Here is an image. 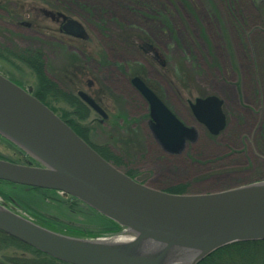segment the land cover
Returning <instances> with one entry per match:
<instances>
[{
	"label": "rangeland",
	"instance_id": "374dc122",
	"mask_svg": "<svg viewBox=\"0 0 264 264\" xmlns=\"http://www.w3.org/2000/svg\"><path fill=\"white\" fill-rule=\"evenodd\" d=\"M51 4L56 8L49 9ZM41 7L78 18L88 33V48L81 50L75 43L79 51L68 46V55L62 56L64 52L54 51L52 41L39 38L36 26L21 23L33 21ZM136 39V45L149 44L147 57L141 46L134 48ZM41 47L54 76L69 65L75 72L87 70L105 86L104 105L111 112L120 108L138 115L135 126L127 122L123 146L135 149V170L150 173L146 185L161 190L182 185L186 192L200 193L264 179V0H0V71L24 87L37 86L30 67L13 53H36ZM152 51L165 66L152 58ZM131 71L161 88L174 113L197 131L196 140L187 142L180 154H162L153 141L145 143L141 125L146 122L140 124L139 119L144 106L129 100ZM208 95L221 99L225 114L226 124L216 135L204 132L186 102ZM63 98L52 97L47 105L61 114L60 109L69 107ZM91 118L86 124H98ZM99 129L93 141L112 134ZM20 155L0 138V157L23 163ZM2 189L18 203L17 213L48 228L79 236L118 233L108 219L71 208L69 196L60 191L17 185ZM19 253L8 249L0 256ZM25 256L32 258L30 253Z\"/></svg>",
	"mask_w": 264,
	"mask_h": 264
},
{
	"label": "water",
	"instance_id": "95a60500",
	"mask_svg": "<svg viewBox=\"0 0 264 264\" xmlns=\"http://www.w3.org/2000/svg\"><path fill=\"white\" fill-rule=\"evenodd\" d=\"M63 29L87 37L76 21ZM132 82L149 103L151 130L164 149L178 151L196 138L139 78ZM30 91L0 73V135L36 162L0 159V180L71 195L114 221L125 238L55 231L2 201L0 231L70 264H197L224 245L264 240V179L206 193L152 188L142 183L145 174L131 178L101 157ZM221 102L208 95L190 103L212 134L224 126Z\"/></svg>",
	"mask_w": 264,
	"mask_h": 264
},
{
	"label": "flooded vegetation",
	"instance_id": "af4514ba",
	"mask_svg": "<svg viewBox=\"0 0 264 264\" xmlns=\"http://www.w3.org/2000/svg\"><path fill=\"white\" fill-rule=\"evenodd\" d=\"M48 7H49V9L56 8L54 4H51ZM49 9L47 10L45 8H42V7L39 8L37 15L34 16L33 21H31V22H33V24H31V22H21V23L22 24L24 23L28 26H36L37 29H35V30H37L36 32H37L39 38L43 39L44 37H46L48 40L52 41L50 43L55 48L54 51H56L58 54H60L61 52H64V55L62 53V56L68 55V54H66L68 52V50H67L68 46H69V49H73V51H79L80 47H81V50H84V48H86V47L88 48V44H86V42H87L89 36H87L86 38H82L78 35L65 33L64 29H63V25L65 24V22H67L68 20H72V21H76L79 24V26L85 32H87L84 25L80 22V20L78 18L71 16V15H68V14L65 15L61 12L56 11V10H49ZM86 34H88V33H86ZM53 41H55L56 43ZM137 41L138 40L136 39L135 45L134 44L133 45L135 46V48H137L138 46H141L142 52H144L146 54L145 56L147 57L149 55V53H148L149 44L147 42L146 43L141 42V44L136 45ZM75 43L80 44V47H79V45H75ZM42 51H43L42 47L40 48L39 51H36V55L38 57V59L36 61L39 62L42 58V61L44 63L42 67H43V71L46 75V78L49 80V82L51 81L52 83H55L58 88L63 89L64 91H66V93L69 94V99H67V105L69 106L67 108V110L69 112V119H73L74 121L78 122L81 126L85 127L86 129L88 128V130L82 131V135L84 137H86L87 140H85L84 137L78 135L76 132L75 133L86 144H88L92 149H94L96 152H97V150L94 147L99 148L101 151H104V147H107V149L114 155L113 161L115 163L112 160H107V159L106 160L111 162L117 168L121 169L129 177L135 178L141 174H145V177L143 179V183L146 184V179L149 177L150 173L149 172H144V173L137 172V170H135L137 165H138L136 162V157H132L135 149H125L124 148L125 146H123L124 140H123L122 134L125 132V130H128V128H129V125L127 124V122L130 121L135 126V124L137 122L138 115L133 114V113L131 114L130 112H127L125 110L120 109L119 107H121V105L117 104V103H115V104L117 105V107L120 110L116 109L117 111L111 112L108 109V107L106 105H104V101L107 98L106 97V88H104L105 86L100 85L101 82H97L94 79L95 77L94 78L91 77L87 70H79V71L75 72L72 68L73 66L69 65V66H67L69 68H67L59 76H54L52 74L53 72L50 70V66L47 63L49 61L43 60V55H42L43 52ZM152 55H153L152 56L153 59L159 60L161 65L165 66L163 64V61L161 60L160 56L158 55V53L156 51H152ZM78 68H80V67L78 66ZM76 70H78V69H76ZM137 73H139V72L131 71L129 73V75L127 76L128 82L133 89L132 90L133 95H130L129 100H131L133 102H141V104L144 106V113L139 116L140 117L139 119H140V124L143 121L146 122L144 125H141L145 130V134H144L145 143L148 144L151 141H153L159 147L160 153H162V154H166L169 156L180 154L184 150L187 142H189V141H185L183 144V147L180 150L175 151V152L174 151H167L166 149H164L162 147V145L155 138V136L151 130L149 103H148L147 99L143 96V94L133 84L132 78H134V77L139 78L145 84V86L148 87L153 92V94L163 104H165V106L180 121H182V120L174 113V111L167 104V102H165V100L163 98V94H162L163 91H161V88H160V90L155 89L152 85H150L147 82L146 79H144L141 75H139ZM7 77L10 80H12L13 82L17 83L18 85L23 86L22 84H20V82L17 79L12 78L10 76H7ZM35 79H36V83L38 86L39 85L38 77L35 76ZM176 81L179 82V84L181 85L182 81H179L177 78H176ZM182 85L185 87V85L183 83H182ZM27 87H30V86H27ZM82 95H85V96L89 97L90 99H92V101L100 108V110L103 113L102 112L99 113L95 109H93L85 101V99L82 97ZM194 98H193V100H194ZM193 100H191L190 98L186 99L187 106L191 112H192V110L190 107V103L193 102ZM45 101H48V98H46ZM72 105H74L75 107H73ZM76 105H79V106H76ZM221 110H222V107H221ZM222 112H223V110H222ZM90 116H92V118L90 119L91 121H98V124L91 125V126H96V130L93 132L90 131V129H89L90 124H86V122H85V121L89 120ZM80 121H82V122H80ZM197 122L204 129V132L206 134L216 135V134L210 133L209 130L206 128V126L203 123H200L198 120H197ZM225 124H226V121H225V114H224V126H225ZM224 126H223V128H224ZM100 127L104 128V129L111 130L112 134L108 135V137H105L99 141H93L94 136H95V135L93 136V134L96 132H100V129L97 130V128H100ZM223 128L221 130H219V132L222 131ZM196 134H197V131H196ZM96 137L98 139L101 136L97 135ZM196 138H197V135H196ZM196 138L194 140H196ZM130 143H131V141L129 142V144ZM7 197H8V199L5 198L2 200V202H4L7 207H10L15 211V209H17L15 207V205H17L18 203L16 202V200L14 198L10 197V195ZM69 206L71 208L75 207L78 210H82L83 212L85 211L88 214L89 213H93V214L96 213L94 210L88 208V206H86L84 203H82L81 201L77 200L76 198H74L70 195H69ZM81 207H82V209H80ZM96 214H98V213H96ZM70 225H73V224H71L69 222V229H72L73 226H70ZM107 228H109V227L107 226ZM59 264H68V263L61 262Z\"/></svg>",
	"mask_w": 264,
	"mask_h": 264
},
{
	"label": "trees",
	"instance_id": "16d2710c",
	"mask_svg": "<svg viewBox=\"0 0 264 264\" xmlns=\"http://www.w3.org/2000/svg\"><path fill=\"white\" fill-rule=\"evenodd\" d=\"M13 14L15 15L16 13L13 12ZM6 15L9 16L12 14L9 13V15L8 14ZM5 22H8V21H5ZM13 55L15 56L16 59L20 60L22 63L29 66L33 74L36 77H38L39 85L33 87V95L36 98H38L45 104H47V101H45L46 98H48L49 100L52 97H59L60 95L63 96L64 97L63 99H66V101L67 99H69V94L66 93V91H63L62 89L58 88L55 83H52L51 81L50 83L49 80L46 78V75L42 67L44 63L42 61V58L39 62L36 61L38 59L36 53H32L29 50H26L25 52H21V53H13ZM72 106L75 107L74 105ZM76 106H79V105H76ZM51 109L57 113L56 109H53L52 107ZM60 110L62 111L61 114H58V113L57 114L61 117V119H63V121H65L78 135L84 137L82 135V131L88 130V128L86 129L85 127L81 126L78 122L74 121L73 119H69L68 110L66 109H60ZM89 129L90 131L93 132L96 130V126L95 127L92 126ZM84 139L87 140L86 137H84ZM94 148L105 159L113 161L114 155L107 149V147H104L105 152L101 151L97 147H94ZM8 184L9 183L0 181V195L3 198H8L7 196H9L8 191L5 192L2 189L3 185H8ZM179 187L180 186L168 188L166 189V191L170 193L186 192L183 189H181L183 188L182 185L180 189ZM28 188L33 189V190L38 189V188H31V187H28ZM111 225H113L111 227H114V228L116 227L114 223ZM8 249L18 250L21 253L18 254L19 256H17V254H12L9 256H4V255L0 256V264H37V263L38 264H59L62 262V261H57L55 258L27 244H24L23 242L13 238L12 236H9L0 231V252L4 250H8ZM27 253H30L32 255V258H28L27 256H25V254ZM197 264H264V240L238 241V242H233V243L224 245L212 251L209 255L204 257Z\"/></svg>",
	"mask_w": 264,
	"mask_h": 264
},
{
	"label": "bare ground",
	"instance_id": "6f19581e",
	"mask_svg": "<svg viewBox=\"0 0 264 264\" xmlns=\"http://www.w3.org/2000/svg\"><path fill=\"white\" fill-rule=\"evenodd\" d=\"M106 238V237H105ZM110 238V240L112 239V240H116V241H122L125 237L124 236H113V237H109Z\"/></svg>",
	"mask_w": 264,
	"mask_h": 264
}]
</instances>
